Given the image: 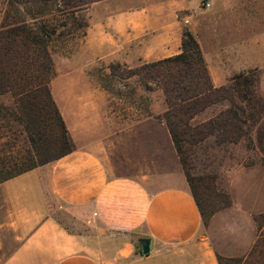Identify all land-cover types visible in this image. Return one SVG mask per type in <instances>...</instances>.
Listing matches in <instances>:
<instances>
[{"label": "crops", "instance_id": "0c3cea01", "mask_svg": "<svg viewBox=\"0 0 264 264\" xmlns=\"http://www.w3.org/2000/svg\"><path fill=\"white\" fill-rule=\"evenodd\" d=\"M102 1L97 2L102 10L97 16L92 13L86 34L93 58L135 67L180 51L185 26L176 16L178 10L189 8L187 0H155L151 5L141 1L115 8ZM246 1L243 18L248 22L243 26L250 32L258 12L252 0ZM207 3L220 15L229 5L226 0ZM198 6L189 9L185 19L195 37L192 15L201 14ZM236 17H241L239 10ZM202 53L216 87L256 63L252 59L236 64L220 42L209 55ZM83 85L75 95L79 105L71 118L60 106L66 124L73 123L74 131L67 127L74 150L0 183V228L13 236L0 264H218L209 238L198 235L201 215L167 128L164 157L159 146L158 159L138 166L136 172L114 171L107 161L115 145L114 122L104 117L102 108L95 110V95L102 91ZM58 208L66 221L58 217ZM140 238L149 239L147 254L137 249Z\"/></svg>", "mask_w": 264, "mask_h": 264}, {"label": "rangeland", "instance_id": "374dc122", "mask_svg": "<svg viewBox=\"0 0 264 264\" xmlns=\"http://www.w3.org/2000/svg\"><path fill=\"white\" fill-rule=\"evenodd\" d=\"M98 1L90 3L80 12L79 21L83 19L87 22L85 28L73 27L74 23L56 10L51 12L48 10L43 14L44 19L57 26V31L65 32V35L58 36L49 46L55 71L49 87L61 115L63 110L69 118L73 116L76 104L79 105L76 103L75 95L81 90V84H84L85 88L91 86L102 91V94L95 95L97 100L95 110L102 108L104 117L109 122L111 120L114 122L112 128L115 132L111 137L115 145H111L107 161L111 162V166L113 163L114 171L133 173L137 171L138 166L158 159L159 146L164 157L168 134L165 124L158 117L167 106L162 90L156 85L151 84V88L146 89L140 82L139 75L127 78L111 75L108 66L113 62L98 60L91 56L86 34L92 13L97 16L102 10V5L97 4ZM141 1H149L147 4L151 5L155 0H103L102 3H110V7L115 8L114 5L130 3L134 5ZM226 1L230 8L226 7V11L221 13L223 17L217 10L212 12L213 7L207 8L205 5L207 0L200 2L187 0L189 8L178 10L176 17L180 24L187 27L185 19L188 17L189 9H194L199 4L197 10L201 14L192 15L196 21L193 25L196 27V39L207 55L209 51L216 50L217 42H220L236 64L256 59L255 64L243 67L238 72H244L256 79L254 92L256 97L261 99V104L258 107L249 104L245 114L240 112L242 119H247V114L252 112L253 119H248L243 124L247 135L239 141H218L215 136L209 135L190 146L188 153L191 173L214 175L216 188L227 192L231 201L234 200L236 203L234 207L233 202L230 206L220 207L205 222L202 221L198 235L208 237L216 254L224 259L232 257L236 259L233 264H250L249 251L258 234L255 217L264 211V0L251 2L252 6L257 8L258 17L255 21L251 19L250 32L243 26L248 22L243 18L247 1ZM233 6L237 9L236 12L231 10ZM36 7L31 0L21 1L17 5H11L10 0H0V27L3 23H16L22 19L31 21V17L38 15ZM238 10L240 18L236 17ZM205 13L211 21L206 18ZM237 20L241 24H237ZM63 21L69 22L65 28L62 26ZM120 64L122 68L118 69L119 72L125 63ZM56 99L61 102L60 105ZM238 101L239 97L235 95L233 104H237ZM229 105L230 102L226 99L210 105L197 113L191 123L194 125L206 121ZM15 107V100L10 92L0 95V159L9 160L10 163L12 158L24 156L31 148L22 124L10 113L16 109ZM160 122L164 125L162 128L158 126ZM67 124L70 130L74 131L73 123L69 121ZM67 129L71 136L68 127ZM254 164L260 166L253 167ZM56 211L58 217L66 221L63 209L58 208ZM12 245V234L9 235L5 229L0 228V261L7 256ZM139 248L140 243L137 245L138 250ZM238 259L241 260L237 261ZM227 262L224 260V264Z\"/></svg>", "mask_w": 264, "mask_h": 264}, {"label": "trees", "instance_id": "16d2710c", "mask_svg": "<svg viewBox=\"0 0 264 264\" xmlns=\"http://www.w3.org/2000/svg\"><path fill=\"white\" fill-rule=\"evenodd\" d=\"M21 1L24 0H10V4L17 5ZM31 1L37 6V16L31 17V21L22 19L16 23H3L0 27V95L11 93L16 109L10 113L22 124L31 145L24 156L12 158V164L9 160L0 159V183L58 159L75 148L49 87L55 76L49 46L65 32L57 31V26L44 19L43 14L56 10L71 20L73 27L85 28L87 22L83 19L79 21L80 12L98 0ZM68 23L63 21L62 26L65 28ZM123 66L119 72L122 65L119 62L110 63V74L123 78L139 75L146 89L154 84L162 90L167 107L158 118L162 119L169 132L191 194L205 222L217 209L230 206L232 201L227 192L216 188L214 175L191 173L188 150L209 135L215 136L218 141L231 142L247 135L243 124L253 119V113L242 119L240 112L245 114L249 104L257 107L261 104V99L254 92L256 79L238 72L227 83L214 86L200 44L187 27L182 30L177 54L138 67ZM235 95L239 101L234 105ZM225 99L230 102L228 108L206 121L191 123L197 113ZM255 221L258 234L249 251L250 264H264V211L257 214ZM139 252L142 253L141 248ZM216 259L218 264H224V260L228 261L227 264L236 261L232 257L224 259L219 254H216Z\"/></svg>", "mask_w": 264, "mask_h": 264}, {"label": "water", "instance_id": "95a60500", "mask_svg": "<svg viewBox=\"0 0 264 264\" xmlns=\"http://www.w3.org/2000/svg\"><path fill=\"white\" fill-rule=\"evenodd\" d=\"M141 250L143 254H147L149 252V239L141 238L140 239Z\"/></svg>", "mask_w": 264, "mask_h": 264}, {"label": "built area", "instance_id": "2783aa9c", "mask_svg": "<svg viewBox=\"0 0 264 264\" xmlns=\"http://www.w3.org/2000/svg\"><path fill=\"white\" fill-rule=\"evenodd\" d=\"M205 5H206V6H208L209 4H208V3H206Z\"/></svg>", "mask_w": 264, "mask_h": 264}]
</instances>
